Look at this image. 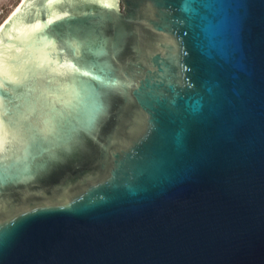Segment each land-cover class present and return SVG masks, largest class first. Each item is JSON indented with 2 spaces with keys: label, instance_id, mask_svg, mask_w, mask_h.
<instances>
[{
  "label": "water",
  "instance_id": "obj_1",
  "mask_svg": "<svg viewBox=\"0 0 264 264\" xmlns=\"http://www.w3.org/2000/svg\"><path fill=\"white\" fill-rule=\"evenodd\" d=\"M118 1L0 26V264H264V0Z\"/></svg>",
  "mask_w": 264,
  "mask_h": 264
},
{
  "label": "rangeland",
  "instance_id": "obj_2",
  "mask_svg": "<svg viewBox=\"0 0 264 264\" xmlns=\"http://www.w3.org/2000/svg\"><path fill=\"white\" fill-rule=\"evenodd\" d=\"M20 0H0V23L11 12ZM118 4L123 7V0H119Z\"/></svg>",
  "mask_w": 264,
  "mask_h": 264
},
{
  "label": "snow or ice",
  "instance_id": "obj_3",
  "mask_svg": "<svg viewBox=\"0 0 264 264\" xmlns=\"http://www.w3.org/2000/svg\"><path fill=\"white\" fill-rule=\"evenodd\" d=\"M189 8L193 7L192 4H188L187 5ZM0 124H2V121H0ZM10 230L9 227H3V226H0V235H5L7 234V232Z\"/></svg>",
  "mask_w": 264,
  "mask_h": 264
},
{
  "label": "bare ground",
  "instance_id": "obj_4",
  "mask_svg": "<svg viewBox=\"0 0 264 264\" xmlns=\"http://www.w3.org/2000/svg\"><path fill=\"white\" fill-rule=\"evenodd\" d=\"M22 0H20L16 6L11 10V12L5 17V19H3V21L0 23V26L6 21V19L15 11V9L18 7V5L20 4Z\"/></svg>",
  "mask_w": 264,
  "mask_h": 264
},
{
  "label": "flooded vegetation",
  "instance_id": "obj_5",
  "mask_svg": "<svg viewBox=\"0 0 264 264\" xmlns=\"http://www.w3.org/2000/svg\"><path fill=\"white\" fill-rule=\"evenodd\" d=\"M125 8V4H124V1H123V7H121V9L123 10ZM119 101H120V99H119ZM112 130V129H111ZM116 130V129H115ZM115 130H113V131H115ZM109 131V130H108ZM107 130H105V133H107L108 132Z\"/></svg>",
  "mask_w": 264,
  "mask_h": 264
}]
</instances>
